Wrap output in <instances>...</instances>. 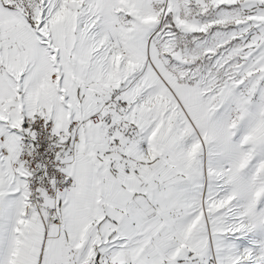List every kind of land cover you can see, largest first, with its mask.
<instances>
[{
	"label": "snow or ice",
	"instance_id": "obj_1",
	"mask_svg": "<svg viewBox=\"0 0 264 264\" xmlns=\"http://www.w3.org/2000/svg\"><path fill=\"white\" fill-rule=\"evenodd\" d=\"M0 264H264V0H0Z\"/></svg>",
	"mask_w": 264,
	"mask_h": 264
}]
</instances>
